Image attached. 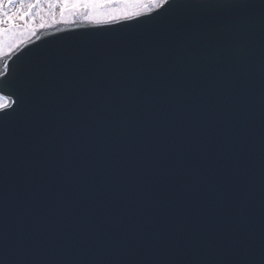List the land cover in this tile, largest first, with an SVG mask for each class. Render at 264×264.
<instances>
[{
	"label": "water",
	"instance_id": "1",
	"mask_svg": "<svg viewBox=\"0 0 264 264\" xmlns=\"http://www.w3.org/2000/svg\"><path fill=\"white\" fill-rule=\"evenodd\" d=\"M176 3L10 62L0 264H264V0Z\"/></svg>",
	"mask_w": 264,
	"mask_h": 264
},
{
	"label": "snow or ice",
	"instance_id": "2",
	"mask_svg": "<svg viewBox=\"0 0 264 264\" xmlns=\"http://www.w3.org/2000/svg\"><path fill=\"white\" fill-rule=\"evenodd\" d=\"M194 3L195 0H177L176 9H187ZM172 5L173 0H0V113L15 111L22 93H35L47 85L50 69L46 66L24 72L10 67L39 29L75 24L78 20L103 27L151 16L153 12L160 15L161 10L167 12ZM37 10L39 25L33 15Z\"/></svg>",
	"mask_w": 264,
	"mask_h": 264
},
{
	"label": "rangeland",
	"instance_id": "3",
	"mask_svg": "<svg viewBox=\"0 0 264 264\" xmlns=\"http://www.w3.org/2000/svg\"><path fill=\"white\" fill-rule=\"evenodd\" d=\"M38 11H39V10H37V12H34V13H33L34 16H37V18H36V20H35L36 25H39V23H41V20H40L39 16L37 15ZM46 11H47V9H46ZM57 11H58V10H57ZM46 18H47V17H46ZM49 22H50V20H49ZM76 23H79V20H78ZM56 25H57V24H56ZM56 25H53L52 27H54V26H56ZM39 30H41V29H39ZM39 30H38V31H39Z\"/></svg>",
	"mask_w": 264,
	"mask_h": 264
}]
</instances>
